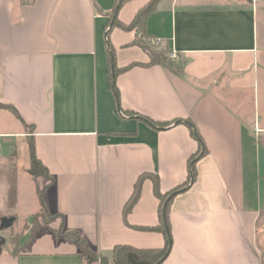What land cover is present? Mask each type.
<instances>
[{
	"label": "crops",
	"instance_id": "0c3cea01",
	"mask_svg": "<svg viewBox=\"0 0 264 264\" xmlns=\"http://www.w3.org/2000/svg\"><path fill=\"white\" fill-rule=\"evenodd\" d=\"M117 1L0 0V217L19 223L0 232V264H114L115 245L163 247L147 229L161 222L150 178L124 213L143 173L161 193L186 187L159 264H264V0H159L141 30L110 25ZM155 38L181 72L150 63ZM111 47L117 68L133 64L114 78ZM29 141L48 176L27 172ZM74 230L97 261L56 235Z\"/></svg>",
	"mask_w": 264,
	"mask_h": 264
},
{
	"label": "trees",
	"instance_id": "16d2710c",
	"mask_svg": "<svg viewBox=\"0 0 264 264\" xmlns=\"http://www.w3.org/2000/svg\"><path fill=\"white\" fill-rule=\"evenodd\" d=\"M124 1H126V0H118L117 3L115 4V7L118 4V6H117V9H118ZM158 1L159 0H149L147 2V4H145L143 7H141L137 11L135 16L133 17V19L129 23H123V22L119 21L117 19V17H115L112 25L118 26L124 30H131V29H135V28L141 30L144 27L147 15L155 9ZM149 48H150V63L151 64L161 63L167 67L172 68V70H174L177 73L181 72V66L180 65H174L171 63L170 59L167 56V53H168L167 49L156 50L154 48L152 49L151 47H149ZM110 51H111L110 52L111 64L113 65L112 66V77L116 76V74L119 71L124 70L125 68H128V67L133 65V64H131L125 68H117L115 65V62H114L112 47H111ZM115 94L117 96V94H118L117 90H115ZM8 107L11 111H13L15 113V115L20 120H22L21 117L19 116L18 112L16 111V109L13 106H8ZM150 121L154 125H159V126H167L170 124L169 122L168 123L167 122L166 123H158L156 121H152V120H150ZM189 126H191V133L194 136H196V130L194 129V125L191 124ZM29 150H30L31 162H30L29 168L27 169V172L31 175L43 174V175L48 176L49 172H48L47 168L39 161V159H37V157L35 155L34 145H33L32 141H29ZM203 151L205 152V148H203ZM190 174H191V178L194 179L195 166L193 163L190 165ZM146 178L151 179L152 184H153V192H154L155 196L160 200L159 210H160V216H161V222H160L159 226L147 227V229L162 231L166 237V243L161 248H137V247L127 245V244L115 245L113 247V250H112V259H113L114 264H155L161 257H163V255L166 253L167 249L169 248L170 232H169V222H168V208H169V204H170V202L174 196L173 193L176 190L180 189L181 186L175 187L174 189H171L170 191H168L166 193H161L158 176L155 174H151V173H143L137 178V180L134 184L133 192H132L129 200L127 201V203L124 206V213H127L131 209L132 205L138 199V197L140 195V191H141L142 182ZM168 196H170V198L168 199V201L166 203V206L164 209V214H163V205H164ZM42 213L48 214L44 208H43ZM38 227H39L38 223H35V225L32 229V233L30 234L31 238L33 237V234L38 229ZM56 235L59 237H64L67 240H69L70 242L74 243L79 249V255L87 263H91L93 261L98 260L99 257L97 255L96 251H94L93 249H91L89 247L86 239L83 236H81L78 231H76V230L65 231V232L56 231ZM100 264H108L107 259L105 257H101L100 258Z\"/></svg>",
	"mask_w": 264,
	"mask_h": 264
},
{
	"label": "rangeland",
	"instance_id": "374dc122",
	"mask_svg": "<svg viewBox=\"0 0 264 264\" xmlns=\"http://www.w3.org/2000/svg\"><path fill=\"white\" fill-rule=\"evenodd\" d=\"M259 4H261V3H259ZM259 20H260V18H259ZM147 44H149V47H151L152 49L154 48V49H156V50H160V49H162V48H157L158 46L157 45H154V44H150L149 42H147ZM150 49V48H149ZM168 54V53H167ZM168 56V55H167ZM20 144V141L18 142V145ZM19 148V150H18V154H19V157L21 158V160H23V159H25V156H26V158L27 157H29V155H28V153L26 152L25 153V150H23V146H21V147H18ZM51 217V215H49V214H44V213H39V214H37V215H35V217H34V220H35V222L34 223H32V224H30V226H29V232L31 231V233H32V229H33V227H34V225H35V223H39L40 221V219L41 218H43L44 220H47V219H49ZM19 226V223H17V222H15V223H13L10 227H11V229H16L17 227ZM26 232L27 231H25V234H26ZM15 233L12 231L11 233H8V234H6L7 236H8V239L10 240V241H12V243H15L16 245H17V243L19 242V239L21 238V237H23V235H24V233L22 232V233H19V232H17V234H15ZM25 236H28V234H26Z\"/></svg>",
	"mask_w": 264,
	"mask_h": 264
},
{
	"label": "water",
	"instance_id": "95a60500",
	"mask_svg": "<svg viewBox=\"0 0 264 264\" xmlns=\"http://www.w3.org/2000/svg\"><path fill=\"white\" fill-rule=\"evenodd\" d=\"M117 6H118V4H117L116 7L114 8V11H113V17H112V20H111L110 25L113 24V20H114V17H115V12H116V10H117ZM113 78H114V76H113ZM113 82H114V80H113ZM185 122H188V121H185ZM174 123H177V121H175ZM196 137L199 139L197 133H196ZM202 150H203V147H202ZM202 150H201V152H202ZM193 162H194V159L191 161L190 165H191ZM190 175H191V174H190ZM185 188H186V187H183V188H181V189H178V190H176L174 193H176V192H180L181 190H183V189H185ZM174 193H173V194H174ZM170 196H171V195H170ZM170 196L167 197V199H166V201H165V203H164V205H163V214H164V209H165L166 203H167L168 199L170 198ZM14 219H15V218H14L13 216H2V217H0V232L3 231L4 229L9 228V227L13 224ZM169 239H170V238H169ZM169 241H170V243H171V240H169ZM4 242H5V237H3V236L1 235V233H0V251H1V246L4 244ZM169 246H170V244H169ZM168 250H169V248L167 249V251H166V253L163 255V257H161V258H160L155 264H159V263L163 260V258L166 256Z\"/></svg>",
	"mask_w": 264,
	"mask_h": 264
},
{
	"label": "built area",
	"instance_id": "2783aa9c",
	"mask_svg": "<svg viewBox=\"0 0 264 264\" xmlns=\"http://www.w3.org/2000/svg\"><path fill=\"white\" fill-rule=\"evenodd\" d=\"M150 44L159 45L161 40L159 38L151 39L148 41ZM170 60H175L177 58V55L174 51L170 52L168 55ZM100 259V258H99Z\"/></svg>",
	"mask_w": 264,
	"mask_h": 264
}]
</instances>
